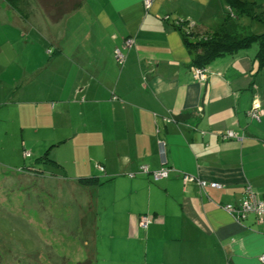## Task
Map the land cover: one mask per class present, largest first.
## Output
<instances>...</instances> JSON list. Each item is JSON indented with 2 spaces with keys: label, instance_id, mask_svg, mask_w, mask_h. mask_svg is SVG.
<instances>
[{
  "label": "crops",
  "instance_id": "crops-1",
  "mask_svg": "<svg viewBox=\"0 0 264 264\" xmlns=\"http://www.w3.org/2000/svg\"><path fill=\"white\" fill-rule=\"evenodd\" d=\"M236 1L254 17L225 0H83L56 22L0 7V170L40 183L27 204L70 261L259 264L264 220L223 207L241 205L246 186L264 201V64L251 44L210 60L199 83L175 26L213 34L231 20L251 32L264 0ZM141 166L171 171L154 181Z\"/></svg>",
  "mask_w": 264,
  "mask_h": 264
},
{
  "label": "rangeland",
  "instance_id": "rangeland-1",
  "mask_svg": "<svg viewBox=\"0 0 264 264\" xmlns=\"http://www.w3.org/2000/svg\"><path fill=\"white\" fill-rule=\"evenodd\" d=\"M78 2L79 0H7V3L0 2V7L6 5L8 10L14 7L16 11H12L34 22L43 12L48 18H57L69 12ZM253 22L251 33L256 36L264 35V19ZM210 38L211 35L204 33L192 42H204ZM39 187L40 183L31 175L0 170V264H75L62 254L69 245L53 241L48 234L43 235L42 218L30 211L27 202L31 201L32 193ZM40 198L46 200L45 196ZM36 232H41V239ZM53 250L60 255H55ZM37 252L38 255L32 256Z\"/></svg>",
  "mask_w": 264,
  "mask_h": 264
},
{
  "label": "trees",
  "instance_id": "trees-1",
  "mask_svg": "<svg viewBox=\"0 0 264 264\" xmlns=\"http://www.w3.org/2000/svg\"><path fill=\"white\" fill-rule=\"evenodd\" d=\"M7 3V0H2ZM83 0L79 2L67 13L62 14L57 18H50L52 22L58 21L64 15L76 10ZM232 8L238 12L239 15L247 17H254V8L252 4L242 3L236 0H225ZM12 10L16 11V8L12 7ZM187 22L180 21L179 26H176L181 32L186 47L195 55V65L197 67H205L210 60L220 54L233 53L238 50L248 48L252 43L257 45L256 59L259 63L264 64V35L256 36L250 32L248 28H243L237 25L235 21H226L222 24L213 34L211 38L204 42H192L199 34V31L193 27L192 31H185ZM45 157V156H44ZM86 181H80V184H86ZM82 264H88L84 262Z\"/></svg>",
  "mask_w": 264,
  "mask_h": 264
},
{
  "label": "built area",
  "instance_id": "built-area-1",
  "mask_svg": "<svg viewBox=\"0 0 264 264\" xmlns=\"http://www.w3.org/2000/svg\"><path fill=\"white\" fill-rule=\"evenodd\" d=\"M153 0H144V5L146 8H149L150 4ZM179 21L175 22L176 26H179ZM193 24L187 23L185 27V31L190 32L193 29ZM134 45L133 39H127L124 42V49H130ZM114 58L116 62L120 65H122L125 61V56L121 52L119 48H116L114 50ZM192 77L195 81L199 83H204L207 78V70L206 67H196L192 69ZM247 115L254 121L258 122L260 121V118L262 116V110L258 103H253L249 110ZM223 139H239L238 135L234 133L233 131H227L225 134L221 136ZM160 147L163 148V144L160 143ZM163 159V158H162ZM164 160V159H163ZM165 161V160H164ZM164 161L162 163H164ZM100 171H103V168L98 166L97 167ZM171 169L168 167H162L160 170L149 172L148 168L146 166H141L139 168V172L144 175H148L152 178L154 181H159L161 179L166 178ZM129 177H133V175H128ZM181 179L184 183L193 181V178L189 175L182 174ZM199 186L201 188L204 187H211L218 189L220 186L218 184H206L204 182H199ZM245 196L246 198L243 200L241 205L238 207H232V206H225L223 209L232 214L237 220H242L248 215H254L257 220H264V201L257 200L254 193L252 192L251 188L249 186L245 187ZM151 220L143 215L138 220V225L141 229L145 230L150 225ZM259 264H264V255L260 256L258 258Z\"/></svg>",
  "mask_w": 264,
  "mask_h": 264
}]
</instances>
